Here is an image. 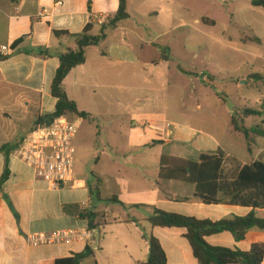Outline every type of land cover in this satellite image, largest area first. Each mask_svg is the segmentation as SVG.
<instances>
[{
	"label": "crops",
	"instance_id": "0c3cea01",
	"mask_svg": "<svg viewBox=\"0 0 264 264\" xmlns=\"http://www.w3.org/2000/svg\"><path fill=\"white\" fill-rule=\"evenodd\" d=\"M119 6L120 0H0V43L15 49L13 55L0 59V149L15 147L9 156L0 152V181L7 160L10 171L0 189V264H56L77 256L83 257L80 264H143L150 255L144 236L151 235L161 242L168 264H199L185 229L156 228L147 221L154 209L213 222L252 212L232 204L186 201L194 195L191 185L158 184L164 154L198 162L201 155L221 150L226 154L224 176L232 178L245 165L264 162V143L259 142L264 137L252 141L260 146L257 149L248 145L252 159L241 160L228 153L216 133L205 126L201 112L205 106L215 107L212 100L217 99L209 84L218 77L203 74L200 55L188 44L184 52L177 50L178 32L197 31L192 26H199L200 20L191 25L176 18V0H128L130 18L111 27ZM96 17L107 18L106 24H97ZM88 25L93 26L95 37H105L87 49L85 64L71 71L64 88L89 117L69 116L77 125L74 176L59 190H52L35 177L17 151L38 117L56 111L51 88L60 66L58 56L76 49L73 39H58L54 31L79 34ZM39 49H47L50 56L43 57ZM248 78L264 85V69ZM261 97L260 106L264 90ZM257 111L263 114L241 117L244 123L259 118L263 126L257 127L264 133V110ZM234 116L228 112L220 117V128L225 135L244 136L234 130ZM92 137L96 140L89 143V151L96 155L95 163H89L87 150H81L83 144L87 146L86 138ZM96 189L103 208L106 202L124 203L135 215L114 222L104 216L102 222L104 210L90 201ZM81 209L95 213V224L100 226L90 230ZM255 214L264 219V210ZM120 227L124 229H115ZM72 229L91 231V240L39 247L27 243L29 234ZM205 240L213 247L249 252L254 244H264V231L252 229L241 242L228 232Z\"/></svg>",
	"mask_w": 264,
	"mask_h": 264
},
{
	"label": "trees",
	"instance_id": "16d2710c",
	"mask_svg": "<svg viewBox=\"0 0 264 264\" xmlns=\"http://www.w3.org/2000/svg\"><path fill=\"white\" fill-rule=\"evenodd\" d=\"M254 7H264V0H253ZM130 18L128 12V0H120L119 10L115 18L110 22L111 27H116L123 21ZM207 23L205 20L203 21ZM211 25H215L212 23ZM93 26L88 25L79 34H70L64 31H54L58 39L70 38L76 44V49H68L59 54L60 66L52 83V96L57 100L56 111L53 114L38 117L34 129L40 125H50L62 117L76 116L87 119L88 114L79 111L77 104L70 100L65 88L64 81L71 71L87 60V49L95 46L105 35L94 36ZM96 38V40H93ZM252 41L259 44L261 40L256 37ZM249 41H245L247 43ZM38 53L50 56L47 49H39ZM256 78V76L252 77ZM263 112L246 109L242 114L244 117L261 116ZM234 130L250 141L253 136L264 137L259 127L248 129L243 119L240 121L234 116L232 119ZM33 129V130H34ZM14 146L5 145L0 152L9 156ZM226 154L219 150L215 154H203L198 162L178 159L169 154L162 155L160 159V171L158 184L160 182H177L191 185L195 188L194 195L186 201H197L205 205L232 204L243 208L251 209L252 212L245 217H234L229 220L213 222L199 220L194 217H187L180 214L167 213L154 209L153 214L147 221L156 228H181L186 230L185 238L190 243L194 257L199 264H262L264 261V244H254L249 252L238 249L210 246L205 238L207 236L228 232L234 235L237 242L245 239L248 231L259 229L264 231V219L256 216L255 211L264 210V162L257 161L245 165L232 178L224 176V165ZM10 176L8 160L3 177L0 181V189ZM96 198L100 199L98 189L93 191ZM83 220H88L90 230L99 227L95 224L97 215L87 209H81ZM150 247L149 259L143 264H168L166 252L161 242L154 236H144ZM82 256L68 258L58 261L56 264H80Z\"/></svg>",
	"mask_w": 264,
	"mask_h": 264
},
{
	"label": "rangeland",
	"instance_id": "374dc122",
	"mask_svg": "<svg viewBox=\"0 0 264 264\" xmlns=\"http://www.w3.org/2000/svg\"><path fill=\"white\" fill-rule=\"evenodd\" d=\"M252 1L176 0V18L183 19L191 25H195L196 20L201 22L199 26H192L198 27L197 31L186 28L178 32L181 37L178 38L177 50L184 52L183 48L188 44L191 50L200 55L199 65L203 69V74L207 77H218L215 82L207 83L217 100H212L215 102V107L205 106L204 111L201 112V115H204L205 126L216 133L228 153L247 161L253 156L248 150V145L253 149L260 147L252 143L256 137L253 136L247 144L244 136L234 133L231 136L225 135L224 129L220 128L219 118L223 119L225 113L228 116V112H232L240 121L246 109L264 110V103L260 106L264 85L248 78L262 73L264 69V7H254ZM204 20L207 23L203 22ZM212 23L215 25H211ZM256 37L262 40V45L252 41ZM244 40L249 42L246 44ZM215 112L218 121L214 118ZM244 124L248 128L263 126L260 119L255 117L246 120ZM86 139L87 146L83 144L81 150H87L84 154L87 161L95 163L96 155L93 151H89V143L92 140L95 144L96 139L95 137ZM259 142L263 144L264 139H259ZM75 145L78 146V142ZM92 172L94 171L89 172L90 178ZM90 201L94 207H98V210H104L105 215L100 216L102 222L104 216L108 222H114L119 217L131 220L135 215L134 212H130L129 207L123 205L124 203L106 202L103 208L96 197H92Z\"/></svg>",
	"mask_w": 264,
	"mask_h": 264
},
{
	"label": "built area",
	"instance_id": "2783aa9c",
	"mask_svg": "<svg viewBox=\"0 0 264 264\" xmlns=\"http://www.w3.org/2000/svg\"><path fill=\"white\" fill-rule=\"evenodd\" d=\"M41 16L47 17L43 14ZM95 22L104 25L107 18L96 17ZM14 53L12 45L0 43V59ZM76 133L77 125L69 117L59 118L50 125H40L23 141L17 156L37 179L46 182L52 190H59L65 183L73 180L77 154L74 145ZM91 236V231L77 229L33 233L27 236V243L32 247L71 244L89 242Z\"/></svg>",
	"mask_w": 264,
	"mask_h": 264
},
{
	"label": "water",
	"instance_id": "95a60500",
	"mask_svg": "<svg viewBox=\"0 0 264 264\" xmlns=\"http://www.w3.org/2000/svg\"><path fill=\"white\" fill-rule=\"evenodd\" d=\"M93 40H96V38H93Z\"/></svg>",
	"mask_w": 264,
	"mask_h": 264
}]
</instances>
